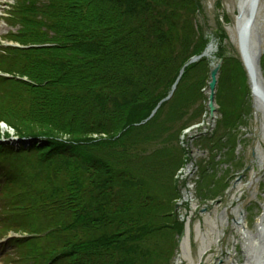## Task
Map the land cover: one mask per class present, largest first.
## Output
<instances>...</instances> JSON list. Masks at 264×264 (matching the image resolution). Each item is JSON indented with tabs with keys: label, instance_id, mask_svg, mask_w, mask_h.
I'll return each mask as SVG.
<instances>
[{
	"label": "trees",
	"instance_id": "obj_1",
	"mask_svg": "<svg viewBox=\"0 0 264 264\" xmlns=\"http://www.w3.org/2000/svg\"><path fill=\"white\" fill-rule=\"evenodd\" d=\"M200 5L15 0L7 18L18 32L5 40L19 47L1 55L11 78H0L9 100L0 122L25 143H43L0 146V236H24L11 243L30 252L27 264H169L181 231L173 177L182 164L169 148L200 122L194 102L207 86V60L184 68L145 120L206 48ZM220 81L221 122L202 145L209 151L218 149L214 136L237 135L248 115L242 93L235 103L219 100Z\"/></svg>",
	"mask_w": 264,
	"mask_h": 264
},
{
	"label": "rangeland",
	"instance_id": "obj_2",
	"mask_svg": "<svg viewBox=\"0 0 264 264\" xmlns=\"http://www.w3.org/2000/svg\"><path fill=\"white\" fill-rule=\"evenodd\" d=\"M238 1L200 0L201 10L197 14L196 23L207 39V45L211 41L214 43L212 55L208 58L204 57L208 62L209 71L220 62L219 70L222 75L220 77L218 74L217 85L221 79L225 94L222 93L219 100L221 99V102L232 100L235 103L241 98L242 93L244 98L239 104L248 110V115L245 123L242 121L239 125L237 135L234 130L229 136H219L220 141L214 138L215 136L211 139L218 145L216 151H209L203 147L204 138L212 137L221 122L215 91L216 113L213 117L215 119L211 127L206 123L209 118L207 110L209 78L206 88L201 91L202 99L198 98L194 102V110L201 105L203 114L200 122L183 130L177 142L172 143L169 148L170 151L178 152L182 162L173 177L178 187V198L173 202V215L181 226V231L174 237L176 247L169 264H230V257L235 264H245L246 255L242 246L244 233L234 228V219L240 218L241 225L254 235L259 232L260 219L264 214L263 118L262 111L255 108L238 50L237 34L234 29ZM14 4L15 0H0V55L3 46L15 44L5 40L6 37L16 36L18 32L17 26L12 27L15 21L7 18ZM256 28L260 39L258 66L264 86V0H259ZM222 53L229 61L227 63L229 66L227 65L223 70L221 69L223 56L220 57ZM0 69L2 71L8 69L6 65L3 66L1 60ZM5 95L6 92H0V105L9 101ZM3 117L8 119L4 114ZM16 138H18L16 132L6 123L0 122L1 147L10 146L14 150L18 147L32 149L43 143L37 140V143L32 141L18 144ZM92 139L98 137L92 136ZM1 157L2 155L0 159ZM8 160L19 165V161L13 157H9ZM189 168L191 172L187 173ZM189 196L192 197L190 202L186 199L190 198ZM213 222L219 232L213 231L215 230L211 224ZM198 226L199 230H197ZM185 230L187 233L183 236L187 251L183 254L182 244L178 240L180 241L179 236ZM201 234L210 242V247L204 251V246L207 244L204 242L202 244L199 237ZM9 237H13V233L0 236V247H3L0 249V264H27L29 255L26 254L30 252L12 243L8 245L6 241H9ZM232 249L235 252H230Z\"/></svg>",
	"mask_w": 264,
	"mask_h": 264
},
{
	"label": "water",
	"instance_id": "obj_3",
	"mask_svg": "<svg viewBox=\"0 0 264 264\" xmlns=\"http://www.w3.org/2000/svg\"><path fill=\"white\" fill-rule=\"evenodd\" d=\"M258 4L259 0H251L250 8L248 11V15L243 23L240 25L237 34V45L240 54V58L242 64L245 68L251 97L255 100L258 106L264 110V87L261 84L260 73H259V59H260V47L257 46L256 50L251 49V29L255 27L256 17L258 14ZM259 44V43H258ZM204 57V52L198 56L194 57L190 60L188 64L194 63ZM186 64L180 71V74L172 88H175L176 83L180 79V76L183 73V69L188 65ZM220 68V62H218L213 68L210 69V81L208 83V104L207 110L209 118L212 119L214 114L216 113V107L214 103L215 99V91L217 86V75ZM170 96H168L165 100H167ZM155 110L152 112L151 116H153ZM150 116V117H151ZM149 117V118H150Z\"/></svg>",
	"mask_w": 264,
	"mask_h": 264
},
{
	"label": "bare ground",
	"instance_id": "obj_4",
	"mask_svg": "<svg viewBox=\"0 0 264 264\" xmlns=\"http://www.w3.org/2000/svg\"><path fill=\"white\" fill-rule=\"evenodd\" d=\"M251 4V0H239L238 4H237V14H236V20H235V25H234V29L235 31L238 30V28L240 27V25L243 23V21L246 19L247 15H248V11H249V6ZM256 23H255V27H253L251 29V49H255L257 48V46L259 45L260 47V39L258 37V30H256ZM259 43V44H258ZM214 52V43L213 41H211L205 48L204 51V57L208 58L212 55V53ZM260 79H261V75H260ZM262 80V79H261ZM261 84L263 86V81H261ZM264 87V86H263ZM255 102V100H254ZM255 108L259 109L258 111H262V118H263V127H264V110L261 109L260 106H258V104L255 102ZM215 118H212V120L210 118H208L206 120V123L208 126L211 127V125L213 124V120ZM191 172V169L189 168L187 173ZM190 197V196H189ZM189 202L191 201L190 199H192V197L190 198H186ZM264 211V209H263ZM232 212V211H231ZM224 222V220H223ZM213 228L215 230H213L214 232H219L218 229H216V226L214 225V222L211 223ZM242 224L241 219L238 217L234 219V228L241 233H244V241L242 242V246L244 248V253L246 255V262L245 264H264V214L262 216V218L260 219V223H259V232H257L256 234L252 235V233L250 231H247ZM202 241V244L205 241H207V245L204 246L206 248L210 247V242L208 241V239L206 237H202L200 238ZM217 240V239H215ZM214 240V241H215ZM186 242L185 238L183 239L184 243ZM184 247V245H182V248ZM187 250H183V253H186ZM230 252H235L234 249L230 250ZM228 254L229 251H228ZM230 264H235V262H232V257H230Z\"/></svg>",
	"mask_w": 264,
	"mask_h": 264
}]
</instances>
